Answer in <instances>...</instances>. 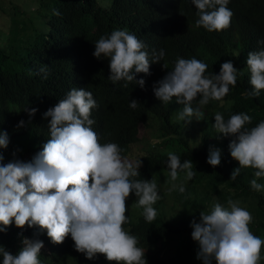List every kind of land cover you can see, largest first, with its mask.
<instances>
[{"label":"trees","instance_id":"1","mask_svg":"<svg viewBox=\"0 0 264 264\" xmlns=\"http://www.w3.org/2000/svg\"><path fill=\"white\" fill-rule=\"evenodd\" d=\"M8 2L0 0V19L2 13L9 15L11 22L8 29L0 26V131L9 136L4 156L0 147L3 156L0 164L17 159L31 161L50 139L51 118H45L44 113L71 89L89 90L98 104L90 118L95 120L92 127L100 135V142L116 143L123 158L133 159L135 164L141 162L140 174L131 179L154 178L157 183L161 199L153 205L157 211L155 219L146 221L140 206L135 217L129 215L132 199L138 201L133 192L126 201L129 223L123 225L138 238L137 246L144 249L147 264H203L197 259L199 244L192 238L191 223L194 219L199 222L200 212L210 211L217 202L227 206L229 198L239 201L251 213L250 229L264 239V188L255 191L250 186L258 169L242 167L236 179L231 180L233 171L240 167L229 149L236 137L220 133L223 158L220 165L211 166L207 162L211 150L209 138L204 137L200 147L192 146L184 132L186 121L196 116L180 120L184 105L176 97L164 103L154 94V85L174 68L177 58L205 62L208 65L205 75H218L221 65L231 61L240 71L236 85H230L224 98L210 100L201 111L213 131L217 112L225 120L234 114L247 113L252 121L245 127L257 126L264 120V90L259 97L248 95L252 86L247 59L249 52L264 48L260 43L264 40V0H229L227 7L234 13L230 26L211 32L196 26L199 10L192 0H110L106 7L99 0H42L38 6ZM19 17L23 19L20 23ZM24 19L29 20V25ZM117 29L127 30L143 41L150 61L153 52L165 51L159 63L150 62L151 74L135 73L136 81L145 80L144 88L135 81L113 83L108 78L110 58L97 59L93 55L95 42ZM133 99L139 103L135 109L130 107ZM198 100L199 97L193 101L194 108ZM31 108L38 109L34 117L25 111ZM21 120L25 126L18 127ZM148 128L160 132L163 145L154 146L142 156L137 153V144L142 141L141 130ZM27 137L30 139L25 154H16L12 143ZM171 150H179L173 153L180 156L181 163L185 160L193 163L192 179L186 180L185 173L180 172L175 182H184L183 193L178 189L169 191L173 182L167 154ZM258 183L264 185V177ZM5 227L6 231L0 232V246L12 255L22 250L23 240L28 238L44 244L40 264H117L103 254L88 259L85 253L76 250L71 234L57 244L38 225L20 228L13 219L9 226L0 224V228ZM259 264H264V249Z\"/></svg>","mask_w":264,"mask_h":264},{"label":"clouds","instance_id":"2","mask_svg":"<svg viewBox=\"0 0 264 264\" xmlns=\"http://www.w3.org/2000/svg\"><path fill=\"white\" fill-rule=\"evenodd\" d=\"M229 0H192L199 10L197 27L209 32L221 31L230 26L234 13L227 7ZM218 6V7H217ZM59 15V12L56 13ZM264 44V40L260 41ZM146 45L135 34L127 30H114L95 42L93 55L100 59L110 58L108 77L113 83L127 81L138 83L141 88L145 80L136 81L135 73H150V62L159 63L165 56L160 49L153 52L152 60L145 51ZM252 91L248 95L259 97L264 90V48L248 53ZM167 68L166 65H164ZM208 65L196 58H177L174 68L154 85L155 96L164 103L177 98L183 104L180 120L203 116L201 108L210 100H221L229 93V86L237 83L238 71L231 61L221 65L220 73L205 75ZM41 71H45L42 68ZM127 84H125V87ZM199 97L194 108L193 101ZM138 101L131 100L135 109ZM97 101L89 90L73 88L64 99L49 108L44 117H50V139L31 161L15 160L0 164V224L9 226L15 221L17 227L39 226L47 230L53 243L61 244L71 234L75 248L85 253L88 259L103 254L117 264H147L145 251L138 247V238L125 230L129 223L126 201L131 193L138 197V206L144 209L148 222L157 216L153 205L161 199L156 180H133L140 174L141 162L133 164L121 155L116 143H101L100 135L94 131L95 120L91 111ZM34 117L38 109H26ZM213 128L225 137L236 139L229 145L231 156L239 162L231 180L240 174V168L258 169L250 186L261 191L264 185L258 179L264 177V120L248 129L252 117L247 113L232 115L225 120L222 113L214 115ZM191 123V119L186 121ZM30 123V121H29ZM25 126L21 120L18 127ZM9 136L0 131V147L7 148ZM167 168L170 170L172 187L169 191H185L184 182L175 183L179 173L186 180L195 173L193 163L168 152ZM3 156L0 155V161ZM213 167L221 163V150L211 149L207 159ZM251 213L231 198L227 206L217 202L208 212H200V220L191 223V235L199 244L197 259L203 264H259L264 249V239L254 235L250 229ZM6 231L0 228V232ZM24 247L12 255L3 246V264H40L39 255L44 244L40 240H23Z\"/></svg>","mask_w":264,"mask_h":264},{"label":"rangeland","instance_id":"3","mask_svg":"<svg viewBox=\"0 0 264 264\" xmlns=\"http://www.w3.org/2000/svg\"><path fill=\"white\" fill-rule=\"evenodd\" d=\"M12 0H9V2H11ZM42 0H26L24 2V0H13L12 3L16 4H20L22 6V3L24 5H30V4H34L35 6H38V4L41 2ZM8 2V3H9ZM99 4L103 7H106L108 5H110V0H99ZM33 5H32V9H33ZM7 14V12H6ZM1 19H0V26L5 30L8 29L9 25H10V16L9 15H3L1 13ZM19 23L20 21H22L23 19L21 17H19ZM28 22L29 25V20L24 19ZM0 27V28H1ZM225 102V101H224ZM223 102V103H224ZM186 127H185V135L187 136V138L189 139L190 143L192 144V146H197L200 147L202 146L204 143L203 139L205 138H209V142H210V146L211 149H220L221 150V159L223 158V140H222V136L220 133H217V131H213L212 130V126L210 125L208 119L205 116V113L203 112V116L197 118L195 117L191 123H186ZM30 137H27L25 139H22L19 142H13L12 143V147L15 150L16 154L18 155H24L25 154V150L28 146V141ZM141 139L142 141L140 143H138V147H137V153L139 155H145L148 153V151H150L154 146H159L161 143L163 145V141L160 135V132L157 129L154 128H148V129H142L141 130ZM179 149V148H177ZM172 152H179V150H171ZM12 154V153H11ZM5 155V150L3 148V156ZM14 155V154H12ZM127 161L135 164V160L133 159H126ZM134 200V203H133ZM137 200L132 199L131 202V206L132 207L130 209L129 215L135 217L136 214L139 213L138 204L136 203ZM133 204V205H132Z\"/></svg>","mask_w":264,"mask_h":264}]
</instances>
